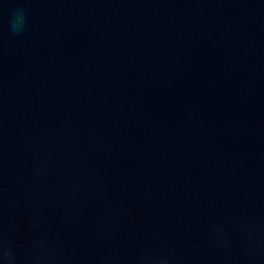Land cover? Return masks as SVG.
I'll list each match as a JSON object with an SVG mask.
<instances>
[{
	"label": "water",
	"instance_id": "1",
	"mask_svg": "<svg viewBox=\"0 0 264 264\" xmlns=\"http://www.w3.org/2000/svg\"><path fill=\"white\" fill-rule=\"evenodd\" d=\"M263 114L264 0H0V264H121Z\"/></svg>",
	"mask_w": 264,
	"mask_h": 264
},
{
	"label": "clouds",
	"instance_id": "2",
	"mask_svg": "<svg viewBox=\"0 0 264 264\" xmlns=\"http://www.w3.org/2000/svg\"><path fill=\"white\" fill-rule=\"evenodd\" d=\"M17 15H15L14 20L10 22V31L15 34L19 35L23 32L25 26V15L23 9H17ZM7 255V253H6ZM11 258V257H10Z\"/></svg>",
	"mask_w": 264,
	"mask_h": 264
}]
</instances>
